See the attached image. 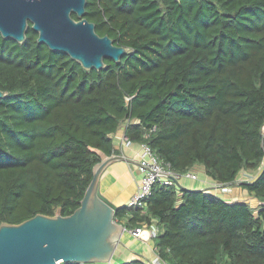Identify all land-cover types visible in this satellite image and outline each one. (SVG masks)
Listing matches in <instances>:
<instances>
[{
  "label": "trees",
  "instance_id": "obj_1",
  "mask_svg": "<svg viewBox=\"0 0 264 264\" xmlns=\"http://www.w3.org/2000/svg\"><path fill=\"white\" fill-rule=\"evenodd\" d=\"M85 16L128 48L119 62L87 69L39 43L31 22L24 42L0 33V224L71 214L124 127L175 172L202 165L260 207L156 182L117 221L155 223L171 264H264V0H87ZM243 170L258 172L238 180Z\"/></svg>",
  "mask_w": 264,
  "mask_h": 264
},
{
  "label": "water",
  "instance_id": "obj_2",
  "mask_svg": "<svg viewBox=\"0 0 264 264\" xmlns=\"http://www.w3.org/2000/svg\"><path fill=\"white\" fill-rule=\"evenodd\" d=\"M86 5L87 0H0V33L24 42L31 22L39 43L70 55L87 69L103 68L105 58L119 62L128 48L97 33L95 23L85 16ZM6 95L0 89V98ZM115 161L141 165L123 153L105 156L94 165L81 203L71 214L38 213L20 223H1L0 264L112 263L118 246L126 245L127 228L115 219L118 205L102 192L100 183Z\"/></svg>",
  "mask_w": 264,
  "mask_h": 264
},
{
  "label": "crops",
  "instance_id": "obj_3",
  "mask_svg": "<svg viewBox=\"0 0 264 264\" xmlns=\"http://www.w3.org/2000/svg\"><path fill=\"white\" fill-rule=\"evenodd\" d=\"M123 136H125L124 127L113 135L115 147L120 153L131 158L139 159L137 155L141 153V144L131 142L130 145L126 146L122 140ZM190 171L196 172L197 178L184 176V178L180 179L181 183L186 187L208 189L219 194L228 201L245 200L250 202L253 207H255L253 203L258 202L251 192L238 185L227 184L226 187L229 188V191L224 192L223 195L217 192L214 187L217 181L210 178L201 165H195ZM200 173L202 174L200 175ZM141 175L142 173L139 171L136 164L126 161H115L107 167L101 177V190L118 206L124 203L127 204L129 198L137 189ZM153 227H157L155 223L151 225V228ZM125 235H127L126 239H124ZM124 237L123 239L126 245L118 246L113 259L116 257L120 262L135 258H142L149 261L155 256L154 237H150L148 240H142L134 238L128 231L125 232ZM119 250L122 251L119 252Z\"/></svg>",
  "mask_w": 264,
  "mask_h": 264
},
{
  "label": "built area",
  "instance_id": "obj_4",
  "mask_svg": "<svg viewBox=\"0 0 264 264\" xmlns=\"http://www.w3.org/2000/svg\"><path fill=\"white\" fill-rule=\"evenodd\" d=\"M156 126H153L146 136L150 132L154 131ZM264 132V125H263ZM125 145H130L131 141L127 139L126 136L122 138ZM141 165H137L139 171L142 173L140 181L138 183L135 193L129 198L127 205L130 207L143 208L145 206L146 200L151 192L152 186L156 182H161L164 184L176 183L175 179H179L181 176H186L189 178H197L196 173L188 171L187 173L181 175L175 172L170 163L160 160L150 149L146 143L141 144V153L138 159ZM226 188L225 186H222ZM158 228L149 226L148 224L138 225L134 228L127 229V231L134 237L142 240H148L150 237H154L157 233ZM156 251V249H155ZM149 264H171L164 260L157 252L155 256L148 261Z\"/></svg>",
  "mask_w": 264,
  "mask_h": 264
},
{
  "label": "rangeland",
  "instance_id": "obj_5",
  "mask_svg": "<svg viewBox=\"0 0 264 264\" xmlns=\"http://www.w3.org/2000/svg\"><path fill=\"white\" fill-rule=\"evenodd\" d=\"M126 146H128V145H126ZM139 156H140V154L139 155H137V158H139ZM202 166V165H201ZM202 168V167H201ZM257 170L256 171H242V172H240L239 173V175H238V180H244V179H251L252 177H254L256 174H257ZM194 173H196V172H194ZM202 173H200V175H201ZM197 175V174H196ZM182 178H184V176H181L180 177V179H182ZM179 180V179H178ZM223 185H221L220 183H216L215 184V189H216V191L217 192H219V193H222V195H223V193L224 192H227V191H229V188L228 187H226V188H223L222 187ZM254 205H255V208H257L258 209V207H260L259 205H258V202H254L253 203ZM122 205H125V203L124 204H122ZM122 205H119V206H122ZM256 213H258V210L256 211ZM124 237V236H123ZM126 237H127V235H125V237H124V239H126ZM132 247H134V246H132ZM122 250H119V252H121ZM126 251V250H125ZM124 251V252H125ZM123 252V253H124ZM112 262L113 263H118V262H120V260H117V258L115 257L113 260H112Z\"/></svg>",
  "mask_w": 264,
  "mask_h": 264
}]
</instances>
